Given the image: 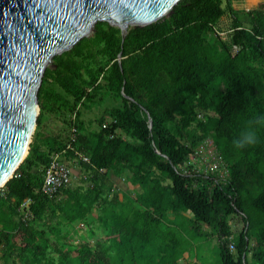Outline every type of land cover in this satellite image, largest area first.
Returning <instances> with one entry per match:
<instances>
[{
	"label": "trees",
	"instance_id": "trees-1",
	"mask_svg": "<svg viewBox=\"0 0 264 264\" xmlns=\"http://www.w3.org/2000/svg\"><path fill=\"white\" fill-rule=\"evenodd\" d=\"M39 101L30 152L0 190V264H212L191 253L199 235L216 239L220 264H264V126L255 145H233L264 115V2L238 10L231 0H180L124 41L99 21L54 56ZM98 103L113 104L87 126L84 107ZM207 140L229 168L219 184L184 173ZM55 152L77 160L83 177L50 198L41 186Z\"/></svg>",
	"mask_w": 264,
	"mask_h": 264
},
{
	"label": "water",
	"instance_id": "water-1",
	"mask_svg": "<svg viewBox=\"0 0 264 264\" xmlns=\"http://www.w3.org/2000/svg\"><path fill=\"white\" fill-rule=\"evenodd\" d=\"M179 1L0 0V190L30 152L54 56L91 36L99 21L120 28L124 41L131 27L171 14Z\"/></svg>",
	"mask_w": 264,
	"mask_h": 264
},
{
	"label": "built area",
	"instance_id": "built-area-1",
	"mask_svg": "<svg viewBox=\"0 0 264 264\" xmlns=\"http://www.w3.org/2000/svg\"><path fill=\"white\" fill-rule=\"evenodd\" d=\"M73 126L70 134L71 141L77 139V128ZM216 150L215 145L210 140L199 145L194 150L193 157L188 163L190 167H186L184 173L190 176L199 174L203 178H213L217 184L228 178L229 168ZM81 158L88 160L83 155H81ZM73 175V168L69 161L63 157V152H55L45 169L41 191L48 197L54 198L64 187L72 184ZM31 202L32 199L27 198L20 205L23 221L32 217ZM231 249H235L234 245H231Z\"/></svg>",
	"mask_w": 264,
	"mask_h": 264
},
{
	"label": "rangeland",
	"instance_id": "rangeland-1",
	"mask_svg": "<svg viewBox=\"0 0 264 264\" xmlns=\"http://www.w3.org/2000/svg\"><path fill=\"white\" fill-rule=\"evenodd\" d=\"M236 3L239 2L242 4L243 0H236ZM248 5V4H247ZM53 62L51 64H49L50 66H52ZM48 66V67H50ZM110 101V100H109ZM112 102V101H111ZM113 103H104L101 106H99V103L97 105H94L90 110H88V106L84 107L83 110V115L82 118L84 119L85 123L87 124V126L90 125V121H93L97 116H99L101 113H103V111L105 110V108L108 106L110 107ZM49 121L50 125L49 127H52V129H54V131H63V134L67 135L69 133V128H67L66 126H64V124L62 123V121L60 120V118L56 115H50L47 114L45 117V121ZM97 125L96 122L92 123V127L94 128ZM70 165L74 170H79V172H77V174L74 173L73 175V181H72V185L73 186H77L79 185L81 179L83 177V172L82 169L80 167V165L78 164L77 160H73V159H69ZM187 223L188 225L186 226V228L188 229V231L190 233L193 232V229L190 228V223L188 221H184V223ZM232 228L234 231H239L241 228L242 220L240 217H238L237 215L233 216L232 219ZM208 232H210L209 229H207ZM80 233L85 234V231L80 227L79 229ZM206 236L205 235H199L196 236L195 239V244H191V246H194L195 248H193L191 253H197L200 257V259L202 261H206V262H211L212 264H220L221 263V259H220V253L217 247V241L216 239H212L210 238L208 241L205 240ZM188 243H190V239L188 238ZM194 253V254H195ZM188 261L186 260H182L181 263L182 264H186Z\"/></svg>",
	"mask_w": 264,
	"mask_h": 264
},
{
	"label": "clouds",
	"instance_id": "clouds-1",
	"mask_svg": "<svg viewBox=\"0 0 264 264\" xmlns=\"http://www.w3.org/2000/svg\"><path fill=\"white\" fill-rule=\"evenodd\" d=\"M255 126H264V115L256 117L249 121L248 125L240 132L239 136L233 140V145L238 149L255 145L258 142V136Z\"/></svg>",
	"mask_w": 264,
	"mask_h": 264
},
{
	"label": "crops",
	"instance_id": "crops-1",
	"mask_svg": "<svg viewBox=\"0 0 264 264\" xmlns=\"http://www.w3.org/2000/svg\"><path fill=\"white\" fill-rule=\"evenodd\" d=\"M235 1L236 0H231L232 6H233V8L238 9V10H249V9H252V8H256L260 2H264V0H243V2L241 4L239 2L236 3ZM230 21H231V17L230 16H225L223 18L222 25H224L225 29H227L230 26ZM73 171H74L75 174H77V172H79V170H74V169H73ZM119 181H121L120 178H119ZM121 185H123L125 189L128 188L127 184L125 186L123 182H121ZM175 216L176 215L172 211L169 212V217L170 218L173 219V218H175Z\"/></svg>",
	"mask_w": 264,
	"mask_h": 264
}]
</instances>
